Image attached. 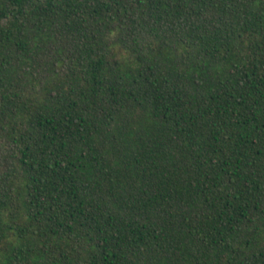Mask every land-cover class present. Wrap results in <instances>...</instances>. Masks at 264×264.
I'll list each match as a JSON object with an SVG mask.
<instances>
[{
    "label": "trees",
    "instance_id": "obj_1",
    "mask_svg": "<svg viewBox=\"0 0 264 264\" xmlns=\"http://www.w3.org/2000/svg\"><path fill=\"white\" fill-rule=\"evenodd\" d=\"M0 264H264V0H0Z\"/></svg>",
    "mask_w": 264,
    "mask_h": 264
}]
</instances>
